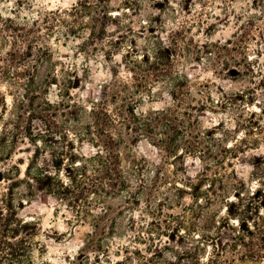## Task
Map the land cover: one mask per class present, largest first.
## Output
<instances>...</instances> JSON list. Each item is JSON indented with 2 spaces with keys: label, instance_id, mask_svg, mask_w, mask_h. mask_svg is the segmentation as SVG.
Instances as JSON below:
<instances>
[{
  "label": "rangeland",
  "instance_id": "1",
  "mask_svg": "<svg viewBox=\"0 0 264 264\" xmlns=\"http://www.w3.org/2000/svg\"><path fill=\"white\" fill-rule=\"evenodd\" d=\"M75 2L34 0L32 9L20 10L16 0H0V14L18 13L33 19L48 10L69 8ZM152 4L153 8L147 6L146 12L167 11L168 29L182 24L188 27L183 43L186 50L176 69L199 85L197 89L202 94L194 92V97L214 110L198 113L203 130H207L201 145L204 152H192L194 140L185 135L178 142L176 157L161 151L146 136L138 138L135 131L125 129L129 140L120 145L122 170H129L135 160L148 182L157 174L167 179L153 191L159 203L143 202L134 211L125 208L124 192L114 194L109 187V214L96 230L87 222L77 221L71 207L41 197L37 181L33 182L35 195L30 200L21 194L27 192L21 186L16 191L20 217L38 225L37 238L41 242V248L33 253L34 264H264V256H250L252 233L244 230L249 227L257 232L258 227L250 220L229 219L226 209L218 216L223 204L213 203L217 193L235 183L230 200H236L235 195L239 194L238 214L257 217L259 212L264 217V0H157ZM251 16H255L256 39L247 44V59L225 52L198 56V50H203L206 43L224 44L231 39ZM143 19L145 27L140 26ZM150 19L153 18L149 15L136 18L135 28L148 33L154 29V20ZM162 37L166 42V34ZM138 40L141 45L149 43L143 38ZM78 43L71 40L64 46L53 42V59L47 68L56 66L61 74L64 64L75 70L71 93L75 104L86 114L104 96L106 85L112 80L113 63L101 51L91 57L79 53L75 47ZM126 53L124 49L114 61L121 64L120 78L131 81L124 63ZM57 94L54 86L48 98L57 101ZM137 98L135 107L143 114L172 105L165 83H155L151 92H143ZM6 102L11 111L10 96ZM7 118L8 114L4 120ZM4 120H0V126ZM41 125L33 119L32 126ZM212 128L216 133L211 132ZM34 150L29 141L19 142L11 155L0 160L1 192L8 186L2 175L18 165L23 177ZM95 152L96 148L88 143L81 149L86 155ZM64 167L60 176L67 180ZM190 181L195 182L194 187L187 185ZM224 217L225 222L220 223ZM262 223L258 219L260 227ZM93 231L94 243L88 246L85 240Z\"/></svg>",
  "mask_w": 264,
  "mask_h": 264
},
{
  "label": "trees",
  "instance_id": "2",
  "mask_svg": "<svg viewBox=\"0 0 264 264\" xmlns=\"http://www.w3.org/2000/svg\"><path fill=\"white\" fill-rule=\"evenodd\" d=\"M154 1L157 0H76L69 8L48 10L33 19L18 13L0 14V120L8 114L0 126V160L11 155L19 142L29 141L35 146L23 177L18 165L2 175L8 186L5 191L0 190V264H34L33 253L41 248L38 225L25 221L18 211L16 191L21 186L27 189L21 194L30 200L35 195L33 182L37 181L41 197L71 207L77 221L95 228L109 214V187L114 194L124 192L125 208L134 211L143 202L159 203L153 191L167 179L157 174L148 182L135 160L131 161L129 170H122L120 145L129 140L125 129L135 131L138 138L146 136L161 151L176 157H179V151L175 152L180 148L178 142L185 135L194 140L190 146L192 152H204L201 145L207 130H203L198 113L214 110L194 97V92L202 94L197 89L199 85L176 69L186 50L183 43L188 27L182 24L168 29L167 11L146 12L147 6L153 8ZM16 3L20 10L32 9L34 0H16ZM145 15L153 18L151 22L154 20V29L148 33L135 28L136 18ZM254 20L255 16H251L224 44L206 43L203 50H198V56L225 52L247 59V44L256 39ZM142 21L140 26L145 27ZM138 38L149 43L141 45ZM71 40L79 41L75 46L79 53L91 57L101 51L113 63L112 80L106 85L104 96L86 114L75 104L71 93L75 70L64 64L61 74L56 66L47 68L53 59V42L67 46ZM124 49L127 50L124 63L131 81L120 78L121 64L114 61ZM155 83H165L172 105L147 114L138 112L137 97L151 92ZM54 86L58 88L57 101L48 98ZM8 96L12 100L11 111L7 110ZM33 119L42 125L32 126ZM188 127L189 131L185 132ZM212 129L209 131L216 133ZM75 138L80 149L75 148ZM85 143L96 148V152L81 153ZM63 167L67 180L60 176ZM188 183L190 187L195 185L192 181ZM1 186L0 180V189ZM233 189L235 183L216 194L214 206L223 204L217 215L226 209L229 219L250 220L258 227L257 232L249 227L244 230L252 233L250 256L262 257L264 217L259 212L257 217L238 214L240 196L236 194V200H230ZM226 218L219 222H225ZM258 219L263 220V227ZM88 235L85 243L91 246L94 231Z\"/></svg>",
  "mask_w": 264,
  "mask_h": 264
}]
</instances>
